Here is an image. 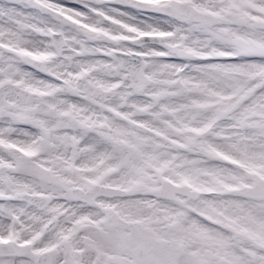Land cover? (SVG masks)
<instances>
[{"label":"snow or ice","instance_id":"1","mask_svg":"<svg viewBox=\"0 0 264 264\" xmlns=\"http://www.w3.org/2000/svg\"><path fill=\"white\" fill-rule=\"evenodd\" d=\"M0 264H264V0H0Z\"/></svg>","mask_w":264,"mask_h":264}]
</instances>
